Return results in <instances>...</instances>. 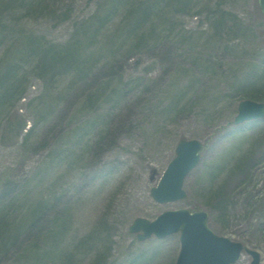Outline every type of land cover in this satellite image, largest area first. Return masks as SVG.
Here are the masks:
<instances>
[{"label":"rangeland","instance_id":"obj_1","mask_svg":"<svg viewBox=\"0 0 264 264\" xmlns=\"http://www.w3.org/2000/svg\"><path fill=\"white\" fill-rule=\"evenodd\" d=\"M263 72L257 0H0V264H174L179 233L129 226L178 208L264 264V116L233 122ZM181 138L200 160L158 203Z\"/></svg>","mask_w":264,"mask_h":264},{"label":"water","instance_id":"obj_2","mask_svg":"<svg viewBox=\"0 0 264 264\" xmlns=\"http://www.w3.org/2000/svg\"><path fill=\"white\" fill-rule=\"evenodd\" d=\"M264 12V0H258ZM234 123L259 118L264 115V103L243 99L238 103ZM201 143L197 139H181L176 144L175 156L169 161L158 184L151 188V195L158 202L174 201L186 196L182 188L186 174L199 161ZM205 211L189 209L166 210L154 220L137 217L129 226L131 232H138L140 240L151 234L164 237L180 231V251L175 264H230L241 254L242 244L228 237L214 233L207 225ZM140 231V232H139ZM253 259L251 264H259L260 255L248 250Z\"/></svg>","mask_w":264,"mask_h":264},{"label":"trees","instance_id":"obj_3","mask_svg":"<svg viewBox=\"0 0 264 264\" xmlns=\"http://www.w3.org/2000/svg\"><path fill=\"white\" fill-rule=\"evenodd\" d=\"M264 87V72L263 75L261 74L260 76L256 77L254 79V81L250 82L246 87H245V96L247 98H260L257 97L256 94L261 93V88ZM256 100V99H255ZM239 163H244V160H240ZM238 163V164H239ZM240 167L236 168V169H240ZM212 175V173H211ZM229 182V179H228ZM226 183L221 184L217 187H214L213 185H210V200L212 201V206L213 208L220 212L221 216L223 217L225 212H226V207L227 204L230 200V198L228 196H230L228 194V192L226 191ZM35 219H37V214H33V218L31 220V223L35 221Z\"/></svg>","mask_w":264,"mask_h":264}]
</instances>
